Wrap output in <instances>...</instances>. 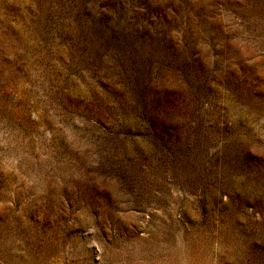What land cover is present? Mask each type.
Returning a JSON list of instances; mask_svg holds the SVG:
<instances>
[{
	"label": "rangeland",
	"instance_id": "rangeland-1",
	"mask_svg": "<svg viewBox=\"0 0 264 264\" xmlns=\"http://www.w3.org/2000/svg\"><path fill=\"white\" fill-rule=\"evenodd\" d=\"M0 264H264V0H0Z\"/></svg>",
	"mask_w": 264,
	"mask_h": 264
}]
</instances>
